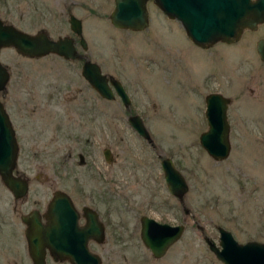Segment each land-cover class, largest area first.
I'll list each match as a JSON object with an SVG mask.
<instances>
[{"label": "rangeland", "instance_id": "374dc122", "mask_svg": "<svg viewBox=\"0 0 264 264\" xmlns=\"http://www.w3.org/2000/svg\"><path fill=\"white\" fill-rule=\"evenodd\" d=\"M65 4L81 5L73 10L87 44L81 64L83 59L93 61L119 80L130 104L123 107L116 97L102 99L81 76V128L79 116L69 114L50 144L53 170L59 175L54 185L71 191L81 187V204L91 202V195L104 205L129 201L135 214L185 228L157 259L140 241L136 220L128 240L129 223L116 232L108 228L102 244L90 245L100 264H222L203 240L209 237L217 244V226L237 243H264V63L255 51L264 27L245 29L237 41L204 49L192 44L179 22L166 18L151 0L146 2L148 25L141 31L110 24L113 0H0V13L29 34L43 28L56 38L69 34ZM2 61L9 64L7 95L21 101L37 97L51 107L45 98L49 84L62 88L78 80L79 64L71 67L55 56L33 60L4 47ZM210 92L230 100V150L219 161L198 142L206 129L204 96ZM129 113L141 117L151 143L128 125ZM105 148L109 163L102 155ZM164 157L186 180L182 201L167 191L160 168ZM104 188L116 190L115 198L97 191Z\"/></svg>", "mask_w": 264, "mask_h": 264}, {"label": "water", "instance_id": "95a60500", "mask_svg": "<svg viewBox=\"0 0 264 264\" xmlns=\"http://www.w3.org/2000/svg\"><path fill=\"white\" fill-rule=\"evenodd\" d=\"M154 5L168 18L175 19L183 28L188 39L200 47L210 46L218 41L231 43L237 41L243 30H254L257 25L264 24V0H151ZM147 0H113V9L109 13L110 24L117 29L141 31L148 25ZM70 29L78 38L82 50L87 44L82 35V25L73 15L69 17ZM12 47L20 54L38 58L49 53H55L66 59L73 58L74 46L71 37L63 36L52 40L44 31L29 34L16 29L10 24L0 23V48ZM255 51L264 63V37L255 43ZM82 78L103 99L114 98L113 91L119 97L124 107L130 103L129 97L121 83L111 75L101 72L99 65L88 59L81 64ZM8 75L0 64V90L7 82ZM230 100L218 92H211L204 97V118L206 129L198 135L199 146L215 161L227 157L230 150L229 123L226 110ZM131 128L138 136L148 143L151 138L139 115H131L127 119ZM16 144L13 130L5 111L0 103V172L5 167L12 166L16 157ZM103 156L110 162L109 149L103 150ZM82 160V156H81ZM162 176L170 195L183 200L188 186L183 175L174 167L169 157L160 160ZM11 188L26 187L25 182L11 183L3 178ZM62 199L54 203L65 207L70 206L69 197L60 195ZM53 204V203H52ZM185 214L188 210L183 211ZM95 221L90 220V228L81 232V239H69L56 248L50 246L54 259H67L71 264H100V258L91 252L86 243L90 234L94 235ZM93 227V229H92ZM183 224L171 225L155 221L143 216L140 222L139 237L142 244L149 250L153 258H160L169 246L176 242L184 231ZM218 242L204 237L208 249L222 264H264V243L250 240L237 243L231 233L217 226ZM98 242L102 241V232H98ZM36 244V243H35ZM35 259V258H34ZM35 264H44L41 258Z\"/></svg>", "mask_w": 264, "mask_h": 264}, {"label": "flooded vegetation", "instance_id": "af4514ba", "mask_svg": "<svg viewBox=\"0 0 264 264\" xmlns=\"http://www.w3.org/2000/svg\"><path fill=\"white\" fill-rule=\"evenodd\" d=\"M74 8H81V5L65 4L63 9V13L66 17L65 24L69 34L65 33L62 36L51 38L43 28L35 32L44 31L52 40L63 36L71 37L74 46L73 58L66 59L55 53H49L45 56H55L71 67H75L76 65L74 63H78L80 67L79 75L76 76L78 80L67 82V84H65L67 87L61 88L57 83L52 84L53 82L49 84L47 88L50 90L49 92L47 91L45 98L46 101L52 105L51 107L39 103L37 97H29L21 101V98L8 96L7 88L10 83L9 64L3 61L0 62L8 75L7 82L3 89L0 90V103L10 122L17 148L13 165L5 167L4 170L0 172V264H35L37 258H41L44 264H71L67 259H54L50 253L49 247L56 245V248L62 246L63 249V245L61 244L65 241L69 239L74 241L80 240L81 232L85 231L86 228H88V231L91 230L90 220L92 219L95 221L94 235L90 234L86 239V243L88 249L100 258L101 263V257L97 252L91 250L90 245L102 244L107 235L106 231L108 228L116 232L117 228L128 223L129 230L126 236L127 240L131 239V237H133L134 221H137L136 225L140 231L141 218L147 216L143 212L135 214V204L129 201L119 204L105 203L104 205L100 198H90L92 197L91 195L89 196L91 202L81 204L79 200H81V195H84L81 187L71 191L70 188L54 185L55 179H58L59 175H56V172L53 170L52 159H50L53 151L50 149V144H52L54 138L57 136L56 132L62 130L64 123L68 122L69 114H76L79 116L81 128V45L78 43L77 36H75L70 29L68 22L70 15H73L79 20L81 26V19L74 14ZM165 17L168 18L167 16ZM0 23L2 25L10 24L16 29L21 30L18 26H15V24L6 21L1 13ZM259 25L264 27V24ZM214 44L207 47L196 46L208 49ZM8 48L24 56L14 48ZM3 49L4 47L0 48V53ZM167 57H169V55ZM40 58L41 57L30 59L37 60ZM104 74L110 76L107 73ZM112 91L114 98H118L122 104L114 90ZM114 98L111 100H114ZM31 101L33 102L31 103ZM129 114L130 116L138 115L136 113ZM55 115H57L56 117L58 118L56 125L54 124ZM128 117L129 116L126 117V121ZM60 121H62V123H60ZM68 157L69 154L66 155L65 160H67ZM78 162L81 164V139ZM3 178L10 179L11 183H21V181H24L26 187L24 189L21 187L11 188ZM101 190H103L105 194L115 198L116 190L112 188L97 189L98 192ZM62 193L69 197L71 205L68 206V208L67 206L65 207V205L61 206V204L54 203L55 200L62 199L60 196ZM117 196L119 199L121 198L119 193H117ZM100 205L103 207L101 208ZM136 209L138 210L140 208ZM130 227H132V231ZM99 231L102 232L103 239L101 242L97 241L99 238ZM114 238L116 239V234H114Z\"/></svg>", "mask_w": 264, "mask_h": 264}]
</instances>
